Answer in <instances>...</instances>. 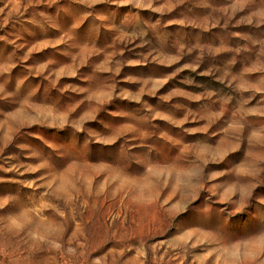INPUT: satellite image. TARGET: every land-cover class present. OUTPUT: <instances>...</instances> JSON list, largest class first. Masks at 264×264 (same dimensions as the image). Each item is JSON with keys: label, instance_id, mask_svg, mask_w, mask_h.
Here are the masks:
<instances>
[{"label": "rangeland", "instance_id": "1", "mask_svg": "<svg viewBox=\"0 0 264 264\" xmlns=\"http://www.w3.org/2000/svg\"><path fill=\"white\" fill-rule=\"evenodd\" d=\"M0 264H264V0H0Z\"/></svg>", "mask_w": 264, "mask_h": 264}]
</instances>
